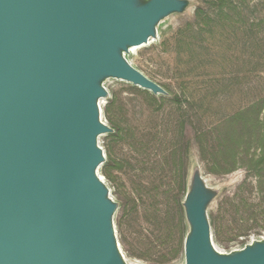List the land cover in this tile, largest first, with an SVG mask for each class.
I'll use <instances>...</instances> for the list:
<instances>
[{
    "label": "water",
    "instance_id": "95a60500",
    "mask_svg": "<svg viewBox=\"0 0 264 264\" xmlns=\"http://www.w3.org/2000/svg\"><path fill=\"white\" fill-rule=\"evenodd\" d=\"M192 0H0V264H128L99 169L108 80L169 96L127 60ZM199 167L182 207L184 264H264V238L223 253Z\"/></svg>",
    "mask_w": 264,
    "mask_h": 264
},
{
    "label": "rangeland",
    "instance_id": "374dc122",
    "mask_svg": "<svg viewBox=\"0 0 264 264\" xmlns=\"http://www.w3.org/2000/svg\"><path fill=\"white\" fill-rule=\"evenodd\" d=\"M203 2L192 0L186 13L160 24L158 40L127 55L169 96L118 80L105 83L109 97L101 118L115 133L98 139L106 158L99 174L119 205L116 236L133 264H184L188 226L182 202L196 166L219 190L208 211L216 249L229 253L264 238V164L253 170L247 163L258 161L264 149V104L249 109L264 101V73L248 72L253 40L240 30L221 29L216 19L195 37L203 53L179 43L192 38L179 31L200 27L194 14ZM246 4L252 10L257 3ZM205 9L215 15L216 7ZM251 23L249 17L242 28Z\"/></svg>",
    "mask_w": 264,
    "mask_h": 264
},
{
    "label": "trees",
    "instance_id": "16d2710c",
    "mask_svg": "<svg viewBox=\"0 0 264 264\" xmlns=\"http://www.w3.org/2000/svg\"><path fill=\"white\" fill-rule=\"evenodd\" d=\"M203 5H198L195 9L194 20L199 24L200 27H197L194 30H191V27L185 28V30L179 31L178 35H184L185 33H189L186 37L182 36L181 38H189L192 37L190 42L187 43L184 40L179 43L184 44L188 49L196 51V49H200L201 52H204V48L197 43L195 37H201L203 33L206 32L205 28H201L202 26H207L209 22L213 19H216L218 23L222 26L221 29L225 30V28H230L233 30V33L240 30L243 33L245 39H252V52L250 54L251 61L250 63L251 69L248 72L254 73H264V2L262 0H255L257 4L253 5L252 10H249L247 4L245 2L248 0H203ZM239 1V3H238ZM214 6L216 7L215 15H207L208 11L205 9V6ZM224 6L227 7V11L223 9ZM263 14V15H261ZM261 16V17H258ZM251 17L253 23L249 25V29L242 28L247 23L248 18ZM257 17V19H256ZM259 18V19H258ZM200 20L203 21V25H201ZM204 20L206 23H204ZM254 20H256L254 22ZM226 25V26H225ZM245 33V34H244ZM235 34V36H236ZM259 34L260 36H258ZM262 34V35H261ZM243 37V38H244ZM182 40V39H181ZM190 47V48H189ZM243 63L246 65L247 62V53L243 54ZM245 59V61H244ZM246 73V71H241L240 73ZM169 94V93H168ZM170 95V94H169ZM264 101H258L249 106V109H261ZM257 107V108H256ZM247 110H240L239 114H245ZM262 149L264 148L261 145ZM248 164H252L251 167L254 170L256 165L264 164V149L263 152L258 159V161H253V159L247 161ZM254 163V164H253Z\"/></svg>",
    "mask_w": 264,
    "mask_h": 264
},
{
    "label": "bare ground",
    "instance_id": "6f19581e",
    "mask_svg": "<svg viewBox=\"0 0 264 264\" xmlns=\"http://www.w3.org/2000/svg\"><path fill=\"white\" fill-rule=\"evenodd\" d=\"M151 42H153V41H151ZM151 42H150V43H151ZM150 43H149V44H150ZM141 47H144V46H141ZM141 47H135V48H132V49H131V52H130L129 55L134 54L135 51L138 50V49L141 48ZM102 105H103V102L101 103V108H102ZM104 105H105V104H104ZM102 121H103V120H102ZM103 122H104V121H103ZM125 259H126V258H125ZM128 259H129V258H128ZM126 261H127L128 264H133L131 261H128L127 259H126ZM137 263H138V262H137Z\"/></svg>",
    "mask_w": 264,
    "mask_h": 264
}]
</instances>
